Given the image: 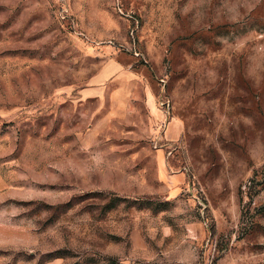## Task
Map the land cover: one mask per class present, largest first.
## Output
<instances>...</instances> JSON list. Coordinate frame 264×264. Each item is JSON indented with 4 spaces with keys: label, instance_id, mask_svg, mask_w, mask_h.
Instances as JSON below:
<instances>
[{
    "label": "rangeland",
    "instance_id": "obj_1",
    "mask_svg": "<svg viewBox=\"0 0 264 264\" xmlns=\"http://www.w3.org/2000/svg\"><path fill=\"white\" fill-rule=\"evenodd\" d=\"M0 264H264V0H0Z\"/></svg>",
    "mask_w": 264,
    "mask_h": 264
},
{
    "label": "crops",
    "instance_id": "obj_2",
    "mask_svg": "<svg viewBox=\"0 0 264 264\" xmlns=\"http://www.w3.org/2000/svg\"><path fill=\"white\" fill-rule=\"evenodd\" d=\"M4 187V182L2 181V179L0 178V190L3 189Z\"/></svg>",
    "mask_w": 264,
    "mask_h": 264
}]
</instances>
